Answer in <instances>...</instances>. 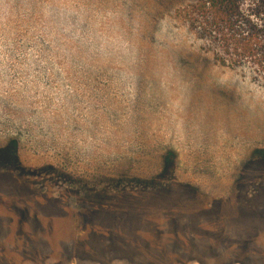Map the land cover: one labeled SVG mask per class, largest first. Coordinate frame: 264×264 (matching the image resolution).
<instances>
[{
	"label": "rangeland",
	"instance_id": "obj_1",
	"mask_svg": "<svg viewBox=\"0 0 264 264\" xmlns=\"http://www.w3.org/2000/svg\"><path fill=\"white\" fill-rule=\"evenodd\" d=\"M194 1L0 0V264H264V73Z\"/></svg>",
	"mask_w": 264,
	"mask_h": 264
},
{
	"label": "trees",
	"instance_id": "obj_2",
	"mask_svg": "<svg viewBox=\"0 0 264 264\" xmlns=\"http://www.w3.org/2000/svg\"><path fill=\"white\" fill-rule=\"evenodd\" d=\"M182 11L190 18L195 17L197 28L216 46L221 64L238 67L249 60L261 66L264 73V0H196ZM15 145L12 141L0 146L1 165L18 162ZM260 156L264 158V151Z\"/></svg>",
	"mask_w": 264,
	"mask_h": 264
}]
</instances>
